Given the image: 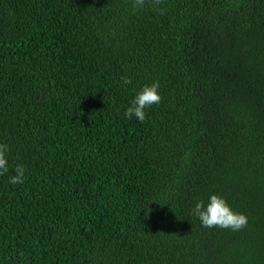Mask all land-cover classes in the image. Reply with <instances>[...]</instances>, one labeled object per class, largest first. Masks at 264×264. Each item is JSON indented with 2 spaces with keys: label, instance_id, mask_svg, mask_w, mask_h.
<instances>
[{
  "label": "trees",
  "instance_id": "trees-1",
  "mask_svg": "<svg viewBox=\"0 0 264 264\" xmlns=\"http://www.w3.org/2000/svg\"><path fill=\"white\" fill-rule=\"evenodd\" d=\"M161 7L0 0V264H264V0Z\"/></svg>",
  "mask_w": 264,
  "mask_h": 264
},
{
  "label": "clouds",
  "instance_id": "clouds-1",
  "mask_svg": "<svg viewBox=\"0 0 264 264\" xmlns=\"http://www.w3.org/2000/svg\"><path fill=\"white\" fill-rule=\"evenodd\" d=\"M163 3L164 0H132V8L135 12L143 9L147 5L158 14L163 15L166 11L165 8L161 7ZM121 83L128 85L132 81L129 77L122 76ZM158 89V82H154L150 86H144L135 95L130 106L125 110V117L128 119L135 117L139 122L143 123L146 119L145 109L153 105H159L161 102L162 97L159 95ZM7 152L8 146L6 144H0V175L8 172ZM24 172L23 165H17L15 175L12 176L9 182L12 184H22L24 182ZM191 213L199 219L202 227L208 229L220 228L240 231L248 224V218L244 214L234 212L223 198L215 194L209 197V202L206 206L203 201L197 202L191 210Z\"/></svg>",
  "mask_w": 264,
  "mask_h": 264
}]
</instances>
